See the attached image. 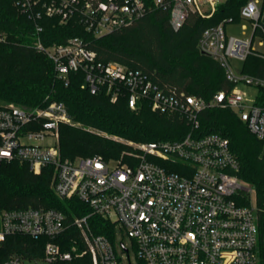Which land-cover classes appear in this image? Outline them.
I'll list each match as a JSON object with an SVG mask.
<instances>
[{
    "label": "built area",
    "instance_id": "obj_1",
    "mask_svg": "<svg viewBox=\"0 0 264 264\" xmlns=\"http://www.w3.org/2000/svg\"><path fill=\"white\" fill-rule=\"evenodd\" d=\"M220 4L221 0H16L20 13L35 26L31 46L52 61L66 86L71 73L82 72V88L92 94L105 90L113 102L125 96L132 110L145 105L155 113L177 115L192 130L180 141H128L133 151L119 159L70 160L60 151L61 126L74 123L64 103L52 101L33 109L0 106V165L19 162L36 175L52 168L55 194L62 200L77 199L90 209L72 222L83 248L74 243L63 249L60 239L68 228L67 217L44 208L0 209V243L12 236L47 238L42 261L49 264H73L87 255L92 264H260L256 208L252 202L242 204L253 190L237 176L240 162L227 138L198 131L201 113L228 109L264 143V75L233 65H245L250 56L264 63V0H250L241 10L242 19L252 24L250 38L227 35L232 19L202 33L199 50L220 64L232 85L209 99L167 91L141 70L101 62L81 38L51 46L43 40L45 19L61 25L75 22L103 38L158 9L169 12V23L178 31L191 13L209 19ZM6 42L7 36L0 33V43ZM262 70L264 74V64ZM92 216L115 225L113 241L93 233ZM23 261L14 255L5 264Z\"/></svg>",
    "mask_w": 264,
    "mask_h": 264
},
{
    "label": "trees",
    "instance_id": "obj_2",
    "mask_svg": "<svg viewBox=\"0 0 264 264\" xmlns=\"http://www.w3.org/2000/svg\"><path fill=\"white\" fill-rule=\"evenodd\" d=\"M249 1L226 0L209 19L191 13L178 31L172 29L167 10H154L131 27L103 38H95L75 22L61 25L56 19H45L41 23L44 26L43 40L51 46L81 38L90 50L96 52L101 62H119L141 70L167 91L209 99L221 90L231 89L232 85L226 80L220 64L199 50L201 35L225 20H242L241 10ZM15 2L0 0V33L7 36V42L0 43V105L15 104L33 109L52 101L62 102L74 122L83 127L137 143L180 141L192 130L177 115L155 113L145 105L132 110L125 96L113 102L105 90L92 94L88 88H82L85 83L82 72L71 73L66 86L57 78L52 61L31 46L34 23L20 13ZM263 64L250 56L244 71L263 76ZM60 132V151L64 159L102 156L109 160L125 149V146L85 132L82 128L62 125ZM198 134H218L227 138L231 151L240 162L237 176L255 190L258 254L260 264H264V143L228 109L201 113ZM17 163L0 165V209L61 211L68 223L60 239L63 249L69 250L74 243L83 248L80 231L72 222L76 217L88 215L90 209L77 199L62 200L55 194L52 168L36 175L27 165L20 163L22 166L19 168ZM251 201L250 196L245 195L242 204L248 206ZM90 226L94 234L114 240L115 225L110 221L92 216ZM47 242V238L9 237L0 243V264H5L14 255L24 260L41 261ZM73 264H92L91 257L75 259Z\"/></svg>",
    "mask_w": 264,
    "mask_h": 264
},
{
    "label": "rangeland",
    "instance_id": "obj_3",
    "mask_svg": "<svg viewBox=\"0 0 264 264\" xmlns=\"http://www.w3.org/2000/svg\"><path fill=\"white\" fill-rule=\"evenodd\" d=\"M225 1L226 0H221V3H224ZM258 1L262 2L263 0H258ZM226 32H227V35L229 37H235V38H238V39H247V38H250L251 35H252V24H251V22H249L247 20H239L237 22H233L231 24H227L226 25ZM233 65H234L235 69L239 70V71L242 70V68L244 67V63L243 62H239V61L233 62ZM243 88L246 91L251 92V93H255L256 92V90L253 89V88H245V87H243ZM5 105H7V104H2L0 106H5ZM68 127L69 128H82L83 130H85V132L92 133V134H95L97 136H101V137H103V138H105V139H107L109 141H112V142L118 143V144H120L122 146H125V149L122 151V153L120 155H122L125 152H132L133 151V149L129 148L128 145H127L128 140H126L123 137L113 136V135H110V134H107V133H103V132H101L99 130L92 129V128H85V127H83V125H81L80 123H77V122H74L72 125H68ZM60 139H61V136H60ZM135 143H137V142H135ZM120 155L113 156L111 158L112 159H119ZM79 158H86V157L79 156V157L75 158L74 160L79 159ZM17 164H18V167L21 168L20 166H22V164H20V163H17ZM246 187L251 188L253 190L252 195H251V199H252L251 202H252V204L254 206H256V193H255V190L252 187H249L247 185H246ZM125 242L127 243L128 246H130V241L128 239H125ZM77 244H79V243H77ZM79 246H80V244H79ZM23 264H49V263L44 262L42 260L41 261L24 260Z\"/></svg>",
    "mask_w": 264,
    "mask_h": 264
},
{
    "label": "crops",
    "instance_id": "obj_4",
    "mask_svg": "<svg viewBox=\"0 0 264 264\" xmlns=\"http://www.w3.org/2000/svg\"><path fill=\"white\" fill-rule=\"evenodd\" d=\"M243 20V19H242Z\"/></svg>",
    "mask_w": 264,
    "mask_h": 264
}]
</instances>
